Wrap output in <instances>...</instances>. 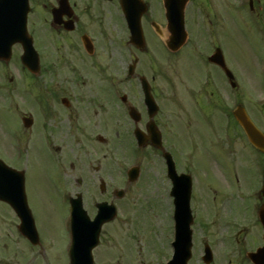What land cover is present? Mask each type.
<instances>
[{"label": "flooded vegetation", "instance_id": "flooded-vegetation-1", "mask_svg": "<svg viewBox=\"0 0 264 264\" xmlns=\"http://www.w3.org/2000/svg\"><path fill=\"white\" fill-rule=\"evenodd\" d=\"M177 1L173 0L174 5L178 4ZM112 2L121 10L120 0H28L29 32L37 43L38 29L31 28V15L33 17L35 15L36 20L46 27V31L56 34V50L61 52L58 55L62 56V59H58L60 64H57V67L66 72L45 73L43 65L47 63V57L44 56L41 57V73L38 76L24 72L19 73L20 78L17 79L16 74L0 73V158L11 162L14 167L21 166L22 154L19 152L16 154L15 149L17 142L27 148L31 145L46 144L58 150L56 144L64 135L61 123L65 119L69 122L66 135L78 139L75 136V127L83 122L91 127L82 128V133L87 132V136L82 135V137L89 141L96 139L100 142L101 135L95 134L92 120L95 114L107 115V112L112 110L113 119L117 115L119 121L123 122L120 127L129 123L133 128L145 131L149 145L152 144L148 132L149 126L156 125L162 130V123L166 121L170 129L168 133L162 130L163 142L168 144L171 140V146L176 148L174 143L180 144L181 134H189L187 140L190 139L192 145L185 149L180 144L181 148L178 152L173 151L171 147V154L177 171L192 176L193 193L198 190L199 202L206 209L207 216L209 217L211 211L215 209H233L232 212H235L226 216L227 222H231V218H234L235 223H238L240 217L244 220L250 215L251 223L258 224L255 217L259 209L264 206V197L260 191H257V187L247 188L246 181H252L256 177L249 174L246 169L251 165L254 168L257 166L259 179L262 177L264 180V153L257 152L250 142L237 119L236 112L243 111L249 114L264 133L263 124L256 122L254 114L259 111L258 109L264 110V103L256 100L258 95L253 93L257 85L264 91L261 73V61H264V26L256 27L250 34V37L260 40V48L263 50L258 51L254 45L259 55L254 62H246V64L250 63L251 67H244L241 65L244 58L237 52L235 55L234 49L229 47L231 39L237 35L235 31H240L239 27L227 19L223 21V11L218 8L219 22L206 18V24L200 22V28L197 30L193 24L190 27L187 23L189 11L187 5L185 17L190 39L186 44L189 46L184 47L183 51L193 50L198 64L192 62L193 69L188 71L191 72V77L194 71H199L198 76L201 79L199 81L188 79L190 93L187 95V104L186 100L182 102L179 98L178 100L184 105L178 107L176 103L172 106L170 103L167 109L158 95L160 64L167 62L169 65L164 74L170 77L167 87L171 99V55H180L181 50L171 52L167 45L170 33L165 0H145L147 11L141 18L145 36V46L142 48L128 44L129 29L123 15L119 21V27L123 28L119 45H113L112 41L106 44V35L102 30L110 29L106 24V15L110 14ZM169 5L171 6V3ZM249 5L251 11L256 12L257 8H254L253 0H250ZM259 9L262 10L258 7L257 12H260ZM213 15L216 18L214 13ZM215 24L221 25L213 27ZM84 40L90 46L91 53L85 48ZM16 47L21 48V46ZM72 50L80 52L79 55L85 61L83 63L91 69L92 66L94 67L95 72L90 75L95 76L92 77L93 79L85 78L80 67H78L80 71L76 70L73 74L67 72L72 66L70 62H66V59L73 57ZM121 63L123 66H120ZM129 64H133L130 67L132 75L129 79H125ZM121 69H124V72ZM39 78H42L40 83L37 82ZM131 81L135 82L133 88L139 96L135 100L133 99L135 92L123 91L127 88L125 85ZM194 84L197 85V89ZM147 87L157 107L155 104L150 106L146 103ZM29 101L32 104L29 105ZM195 107L205 115L208 122L206 127L210 135L209 140L202 141V144L216 146L217 150L223 153L220 155L206 151V159L199 167L193 157V148L198 147L196 144L199 141L192 132L198 126L195 125L196 115L192 112ZM183 108L184 111H181ZM178 110H180L178 121L184 122L183 128L182 123L180 125L177 123L175 116L171 117V112ZM131 112L134 113V117L130 116ZM27 117L32 119L29 128L23 126V120ZM9 120L12 121V126ZM107 120L108 118L106 123ZM100 125H102L101 120ZM107 126L111 129V124L107 123ZM242 150L245 152L244 156ZM221 168L224 170L221 171ZM90 187L93 188L94 184H90L88 188ZM107 193V189L102 191L101 200H106ZM28 197L30 200V196ZM1 204L3 203L0 202ZM3 216L9 219L7 228L5 227L7 234H2L0 229V239L6 247L8 245L11 256L18 254L26 261L35 252L36 257L45 258L46 264L56 262L64 264V260L58 259L55 252L50 253L52 260L47 259V247H54V244L59 242L57 238L52 237V234L40 232L39 243L33 245L27 238L25 230L20 229L19 220L12 210ZM243 225L235 224L231 229L237 230L239 235L244 231ZM101 240L103 241L102 236L98 248L102 244ZM59 254L61 257L63 253L59 252Z\"/></svg>", "mask_w": 264, "mask_h": 264}, {"label": "rangeland", "instance_id": "rangeland-1", "mask_svg": "<svg viewBox=\"0 0 264 264\" xmlns=\"http://www.w3.org/2000/svg\"><path fill=\"white\" fill-rule=\"evenodd\" d=\"M253 1L254 8L258 9V7H261L262 10L259 9L260 12H257L256 9V12L254 11L255 16L251 15V18L255 23L257 20H260V24L264 25V0ZM187 5L189 8L187 23L190 27L193 24L197 30L200 28V22L203 25L206 24V18L208 20L212 18L213 21L219 22L220 18L217 15L218 8L223 11V21L227 19L230 23L233 22L236 26L239 25L241 30L239 32L235 31L237 35H234V38L231 39L229 47L234 49L235 55L237 52L244 58L241 64L242 66L251 67L250 63L246 64V62H254L255 58L259 55L255 47L258 51L263 49L260 48V40L250 37V31L246 28L250 25L245 18V12L248 11L246 6L239 7L237 0H190ZM206 9L209 10L206 11ZM212 12L215 14L216 18ZM122 15L120 8H116L114 2H112L110 14L106 15V24L110 29L102 30L106 35V44L112 41L113 45H119L121 37L123 36V28L119 27V21H121ZM42 25V22L36 20L35 15L34 17L31 15V28L36 27L38 29L36 38L37 48L39 53H42V58L44 56L47 57V63L43 65V71L53 74L66 72V70L57 67V64H60L58 63V59H62V56L61 54L58 55V53L61 52H58L54 48L55 45L51 43L57 40V37L50 33L49 35L51 37L53 36V40L51 41L49 38L50 36L47 35L48 33L45 30L46 27ZM220 25L221 24H215L213 27ZM188 46L189 45H185L184 47L186 48ZM127 47H129L128 44ZM184 47L181 49L180 55H171V99L167 87L170 77L164 74L167 72L169 65L167 62L160 64L158 95L164 105H166V108L170 103L171 106L173 103H176L178 107L184 105L178 100L179 98L182 102L186 100L187 104V95L190 93L188 79H193V81H199V79H201V77L198 76L199 71H194L191 77V72L188 71V69H193L192 62L195 64H198V62L193 50L185 52L183 51L185 49ZM73 52L74 53L71 55L73 57L69 60L66 59V62H70L72 66L67 72L73 74L76 70L80 71L78 68L80 67L82 73L85 74V78L93 79L95 76L93 77L90 75L95 72L94 67L92 66L91 69L88 65L83 63L85 61L79 55L80 52ZM20 53L22 52L18 47L14 48L11 61L8 63H0V73H13L16 74L17 76L15 75V77L19 79L20 77L18 74L24 72L22 69L20 70ZM185 65L187 67L186 69ZM120 66H123V63H121ZM121 70L124 72V69ZM40 80H42V78H39L37 82L40 83ZM194 85L197 89V85ZM133 87L135 88V82H128L125 85L126 90L123 91L135 92V94H133V99L135 100L139 96ZM262 89L259 85L255 86L253 93L258 95L256 100L262 98ZM30 104H32L31 101H29V105ZM197 109V107H195V110L192 109V112L196 115L195 125H198L192 132L199 138L196 144L198 147L193 148V157L194 160H196L195 163L197 167H199L206 159V151L209 153H219L220 155H223V153L218 151L216 146L202 144V141L209 140L210 135L207 133V118ZM258 110L259 111L254 112L255 118L258 122H261L264 127V110H262L263 112L260 111V109ZM181 111H184V108ZM178 114H180V110L171 112V117L175 116L177 118V123L179 125L182 123L181 127H184V122L181 120L180 122L178 121L180 119ZM94 117L92 123L95 125V134L104 136L108 140L105 145L104 143L98 142L96 139L94 142L85 139L84 136H87V132L82 133V128L91 127L87 123L81 122L79 126L75 127V136L79 140L66 135L65 131L69 122L67 119L63 118L65 121L61 123V126L63 127L64 135L56 144V146L59 147L57 153L61 158L62 165L59 164L57 156L52 153V149L46 144L40 143L41 146L35 145L34 149L31 150V156H27V166L25 165V168L27 169L26 174L28 175V188L31 196V207L37 217L38 227H40L42 233H44V227H46L47 232L49 228L53 235L65 239L69 213L68 206L61 197V190H63L64 187L63 184L66 181L67 184L73 187L71 192L75 193L78 191L76 182L78 178H81L83 186H80V189L90 191V193L84 195L85 206L89 210L93 205L92 203L98 198V192H94L91 188L87 190L84 186H87L88 182L98 187L100 182L104 180L107 187H120L126 189V193L124 198L116 199L115 201L119 207L117 218L111 224L105 226L103 230V243L96 251L98 255L97 264H164L165 261L171 257L172 251L168 243L171 241L173 228V221L171 219V197L168 194L170 182L164 176L166 174L165 162L161 157H157L155 152L148 148H144L142 152V154L145 155L143 157L142 178L133 184H129L126 178L127 171L138 162L135 159L136 157L133 156L136 149L134 148L135 146L133 147L127 139H124L122 134L118 135L121 131L119 124L122 125V122L119 121L117 115L116 118L113 119L114 114L112 110H109L107 115L95 114ZM106 118H108L107 123L111 124V129L107 126ZM100 120L102 125H100ZM9 123L11 126L13 125L11 120H9ZM166 123V121L162 123V130L168 133L167 131H169L170 128ZM103 125H105L104 128ZM201 130H203V132ZM82 135H84V138ZM188 136V133H183L181 137H179V143L184 146L185 149L192 145L190 139L187 140ZM174 144L177 149L171 146V140H169L168 145L165 147L170 151L172 147L173 151L178 152L181 145ZM242 154L243 156L245 155L244 150H242ZM96 167H100L102 170L95 171ZM223 170L224 169L221 168V171ZM246 170L249 174L256 177V179H252V181H246L247 188L251 186H261L262 182H260L259 173L257 172L258 167L256 166L254 168V166L251 165L250 168ZM146 178L149 179L146 181ZM199 196L198 192L194 195L193 205L195 209H193V212L195 214V219L192 225L194 245L193 256L189 264H204L202 261L204 244H210V242L216 251L215 261L212 264H227L223 262L225 260L224 249L229 247V245L225 246V244H228V242L221 240L216 244L211 238H209L211 241L205 240V234L209 232L205 230L201 220L204 214L206 221H209L206 225L208 227L211 226L213 220H216V225L212 228V231H216V229L222 231L219 226L223 227V225H218V220L221 221L223 219L222 217H220L221 219L219 217L214 218L215 215H217V211L214 212V215L211 214L208 217L206 209L203 211L202 204L199 202ZM226 211L230 213L233 209H221L220 213L222 214ZM211 212L213 213V211ZM2 214L3 213H0V229L2 234H7L6 228L9 218H7V216L4 217ZM257 225L256 222L253 226L249 225L251 229L245 231V240L242 237L243 248L238 259L234 260H238V264H251L246 258V250H255L261 243L258 232L260 229L261 234L262 230L258 227L259 225ZM224 230L225 232L230 231L226 228H224ZM248 244L252 247H248ZM47 250L49 253H52L58 249L48 246ZM56 254L58 259L61 260L62 258L59 252ZM102 256H104V259ZM24 259L25 258H21L18 254L11 256L8 245L6 247L0 239V264H24ZM157 260H160V263Z\"/></svg>", "mask_w": 264, "mask_h": 264}, {"label": "water", "instance_id": "water-1", "mask_svg": "<svg viewBox=\"0 0 264 264\" xmlns=\"http://www.w3.org/2000/svg\"><path fill=\"white\" fill-rule=\"evenodd\" d=\"M12 1L13 0H0V4L10 3ZM3 7L5 9H7L8 5H4V6L1 5L0 8L4 9ZM126 12H127L128 18L130 19L133 35H138V33L135 29L136 23H135V16L133 14V11L131 10V8H128V9H126ZM18 14H20V12H18ZM27 36L28 35H27L25 25L18 26V27H16V29H10V31L0 30V58L1 59H7V60L10 59L11 48H12L13 44L16 42H20L23 44L24 51H25V55L23 56V62L32 72H38L39 71V57H38V54L33 47L32 40H28ZM244 119H242L241 122L243 123L244 126L247 127V125L245 123L246 119L245 120ZM258 144H259V142H258ZM169 158H171V157H169ZM180 201L182 203H179L178 215L181 217V219H184L183 218V211L185 210V206H187V204L185 202L183 203L182 198ZM102 216L104 217L103 214H102ZM113 216L114 215H113V211H112V214L109 215L107 218L110 219ZM184 216H186V214H184ZM263 224H264V220H263ZM185 241H187V238L185 239ZM188 259H189V257L188 258L184 257L183 261H181L180 264H187ZM263 262L264 261H262L261 263L258 262L257 264H264Z\"/></svg>", "mask_w": 264, "mask_h": 264}]
</instances>
